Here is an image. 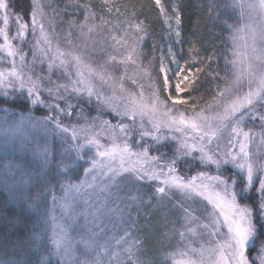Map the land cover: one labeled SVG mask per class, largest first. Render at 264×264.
Wrapping results in <instances>:
<instances>
[{"label":"snow or ice","instance_id":"1","mask_svg":"<svg viewBox=\"0 0 264 264\" xmlns=\"http://www.w3.org/2000/svg\"><path fill=\"white\" fill-rule=\"evenodd\" d=\"M100 2L109 16L114 12L117 14L115 21L93 11L90 4L82 5L85 10L83 22L78 24L75 19H70L68 24L70 28L76 27L83 39L78 45L68 41L70 47L65 49L58 40L53 41L55 20L48 15L46 8L51 9L54 16L59 13L52 7V0L46 3L30 0V9H21L19 13L9 11V3L0 0V10L3 11L0 15L3 24L0 27L3 40L0 53L4 54L0 56V63L10 65L0 68V96L7 102L11 95L12 102L21 106V111L11 114L7 108L0 109L4 113L0 116V134L5 153L10 147H24L30 138L35 139L33 131L47 132L49 126L53 131L70 133L72 140L79 141L75 126H66L60 116L71 117L80 107V118L82 105H91L95 97L97 110L111 112L117 123L101 120L99 125L93 122L81 128L83 143H77L69 152V155L75 153V158L67 164L61 162V174L67 175L79 167L84 148L91 146L95 149V155L88 161L90 167L84 169L86 178L79 184H69L66 189L68 193L89 196L85 203L96 208L94 213H89L93 221L107 211V197L101 203L100 195L110 194L125 174L136 180L146 178L157 182L155 191L161 201L169 198L170 193L179 191L186 200L199 197L211 206V211L206 210V222H201L185 203L176 205L186 225V231L179 232V236L186 243L183 248L178 246L167 254L172 264H264V241L256 248V240L264 236V162L249 150L257 134L251 128L246 130L248 120L258 119L262 129L260 144L264 145V0H233L232 6L239 9V17L232 25L224 21V28L230 32L232 58L225 55L223 76L219 69L211 67L215 53L206 58L207 62L201 60L195 42L190 40L192 47L189 51L194 59L185 62L187 68L179 65L176 54L169 49L172 62L177 64V70L172 72L176 78L175 94L170 91L168 72L171 70L166 68L163 56L159 67V72L164 74L162 89L153 78L152 60L146 64L138 63L143 56L141 45L148 35V26L135 11L136 6L131 5L133 10L129 13L127 4L119 5L116 0ZM154 3L169 23L170 31L174 20L175 36L178 42H182L180 6L172 7L169 15L161 0H154ZM214 11L215 6L210 4V18ZM10 25L15 27L14 35L10 34ZM106 28L107 36L104 34ZM29 35L33 43L26 52L23 45ZM105 45L119 53V59L110 53L103 62H90L89 50L95 52L99 48L103 51ZM29 52L32 56L30 62L27 61ZM197 63L201 66L193 73L191 68ZM116 64L125 68L118 77L111 70ZM128 64L135 65L137 73L142 74L141 79L147 81L145 84L131 79V83L138 87L137 92L128 91L124 84ZM37 65H46L47 74H34ZM54 72L68 82L53 80ZM200 73H205L215 85L212 103L201 104L203 98L192 95L199 87ZM218 78L222 86L217 83ZM105 87L110 89V95L104 94ZM162 91L168 95L162 97ZM35 107H44L50 114L36 119L31 114ZM96 119L94 117L93 121ZM97 127L99 131H96ZM102 136L107 143H102ZM145 138L152 143H147ZM169 139L176 141L169 159L150 155L154 146H163ZM35 155L42 158V167L47 164V147L37 144ZM197 161L202 168L214 166L215 173L197 171L195 175L185 176L180 172L181 163L190 169ZM5 172L6 175H25L23 169H9L7 164ZM46 176V172L37 171L34 183L50 191V186L43 183ZM98 176L102 177L100 185L96 183ZM28 179L33 180L31 174ZM26 182L14 181L9 187L6 181L18 207L9 209L0 205V264H50L48 256L43 255L47 245L45 233L36 230L39 219L31 226L28 219L32 213L47 215L41 206L44 193L38 190L34 196L22 194L17 189L20 183ZM97 188L99 192L94 193ZM62 207L72 209L67 195ZM191 224L196 227H187ZM197 228L203 231L198 232ZM89 233V238H81L80 242L86 250L95 252V256L85 260L84 264H145L137 254L140 243H128L125 239L128 233L115 239V248L113 238L103 239V228L99 232L90 229ZM186 233L197 238L199 247L193 246V240L188 239ZM205 236L207 239H203ZM52 243L56 253L63 250L67 254L69 245L63 225L56 226ZM121 245L125 246L121 248ZM52 254L48 253L49 256ZM122 254L127 259H123ZM177 256L180 259H176Z\"/></svg>","mask_w":264,"mask_h":264},{"label":"rangeland","instance_id":"2","mask_svg":"<svg viewBox=\"0 0 264 264\" xmlns=\"http://www.w3.org/2000/svg\"><path fill=\"white\" fill-rule=\"evenodd\" d=\"M100 1V0H99ZM233 2V0H231ZM238 9V8H237ZM121 11H125L124 8H121ZM127 11L130 13L132 10L127 9ZM169 12V11H168ZM171 13V11L169 12ZM239 13V9H238ZM3 14V11L0 10V15ZM101 14V13H100ZM101 15L105 17V19H112L115 21L116 13L114 12L112 16H109L108 13L105 11ZM171 15V14H170ZM83 16V14L81 15ZM160 19L162 20L163 27V41L159 44V51L157 55L152 56L150 60H152V75L153 78L156 80L157 86L162 89V82H163V73L159 72L160 67V58L161 56L164 57L166 68L170 69L171 71L168 72V75L170 77V83L171 88L170 91L174 92V85L176 82V78L172 76V72L177 70V64L172 62V57L169 55V49H172L171 46V40L174 41V44L177 40L175 36V22L172 21V27L173 30H169V23L166 22L165 17L160 14ZM83 22L80 20L79 23ZM99 23V21H96ZM78 23V24H79ZM91 23V21H89ZM66 26L62 27L58 24H54L55 32L53 35V41L54 43L58 40L61 48H69L70 45L68 41L72 42V45H78L82 41V37L80 36L79 30L76 27H69V24H65ZM162 25V26H163ZM11 26V32L10 34H15V27L14 25ZM0 27H3L2 22H0ZM46 27H48L46 25ZM51 31V29H49ZM71 33V34H69ZM105 36L108 35L107 28L105 29ZM119 35V33H117ZM99 39V37H98ZM228 42L230 45V48H232L231 44V37L229 32ZM0 43H3L2 38H0ZM14 44H17V41H13ZM33 43V38L31 35L27 37V43L23 45V50L28 52L31 44ZM143 45V43H142ZM141 45V46H142ZM166 46V48L164 47ZM79 51V49H77ZM122 51V50H121ZM91 55V61L93 64H97L100 62H103L107 60L108 54H115L118 56L119 59V53L115 52L110 46L105 45L104 50L100 51L99 48L95 52H91L89 50ZM173 52V51H172ZM3 53H0V56H3ZM232 58L231 55V49H230V59ZM32 56L29 52V55L27 56V61H31ZM148 60V59H147ZM147 60H142L140 57L138 60V63L143 62L147 63ZM178 61V57L176 58ZM19 58L17 57V65L19 66ZM180 65V64H179ZM10 65L7 63H0V68H7ZM182 67V65H181ZM115 76H120L124 73L125 68L124 65L116 64L112 66L111 69ZM27 71V69H25ZM74 72V70H72ZM43 72L44 74H47V67L46 65H37L34 70V74H40ZM142 74H138L136 70V66L132 64H128L127 66V72H126V78L124 81L126 89L131 92H137L138 87L137 85H134L131 83V79H137L138 83H147L146 80L141 79ZM52 79L56 80L59 83H67L66 78L58 77V74L56 72L53 73ZM231 79V75L230 78ZM11 91V90H10ZM105 95H110V89L105 87L103 89ZM18 94V93H17ZM118 94L119 91H118ZM162 97H166L168 95L167 92L162 91ZM3 98L2 96H0ZM12 97L11 95L8 97L7 101H11ZM73 103H76L74 100ZM83 113L80 115V118H78V114L80 113V107H77L76 111L73 112L71 117L67 116H60L61 121L66 126H69L70 128L75 126L77 129V133L80 136L79 141H74L71 138L70 133H60L59 130L53 131V127L49 126V130L47 132L40 130V131H33L32 135L35 137V139H29L27 144L22 148H12L10 147L7 154L12 153V155L17 152L18 154L26 153L30 154L33 153L35 155V149L37 144H39L41 147H47L49 150V156L48 161L50 157L52 156V149L54 145H57L58 150H62V154H65L64 160H59L56 171L58 172L56 178L61 179L60 186L57 188V191L55 193H52V196L49 199V205L52 209L51 214V224H52V237L54 230L56 229L57 225H63L64 229L67 232V241H68V250L67 254L63 250H61L59 253H56L54 245H53V252L56 258L60 260L61 264H84L85 260H91L95 256V252L86 250L85 245L81 243V238H89V230H93L96 232L100 231V228L104 229L103 239L107 240L109 238H113V247L115 248V239H119L120 237L125 236V233H128V235L125 237L126 241L128 243H132L133 241H138V216L141 214V210L144 209V207H149L150 210L154 213H162L164 215V220L162 224V228L164 230L162 237H163V243L167 242L166 245V252H165V260L167 264H172V260L168 257V253L174 252L177 247L183 248L186 241H182L179 232L186 231V225L185 221L182 218V213L179 211V209L176 207L179 203H185L186 206L190 207L196 216L200 217L201 222H206L204 219L207 211H211V206L207 204V201H204L202 198L196 197L194 200H186L183 196V194L179 191H174L170 193L169 198H165L163 201H161L155 191L157 185V182L147 180L146 178L144 180H136L134 176L130 174H125V177L121 179V182L117 188H114L111 190V193H105L103 195H100V201L101 203L105 202L106 200V209L104 215L99 216L95 221H93L92 216L89 213H94L96 211L95 207H92L91 204L85 203V201L89 200V196L81 193L79 195L75 193H68L66 191L67 186L69 184L76 185L79 184L81 181H83L86 176L84 169L90 167V164L88 163L89 159L95 155V149L91 146H88L82 150L83 159L80 160L79 165L81 164V169L79 173V177L74 181L71 179L72 173L69 172L67 175L61 174V162L67 164L70 161L75 158V153L72 155H69V152L73 149V147L77 143H83V136L84 133H82L80 130L81 128L85 127L88 124H92L95 122L97 125L100 124L101 120H107L103 119L99 116L100 113L103 114H109L111 117L115 118L114 115L107 111V110H97L95 97H93L92 104H83ZM183 107V106H180ZM35 108H42L46 111L47 116L50 113L48 110L44 107H35ZM9 111V110H8ZM90 111V112H89ZM95 112V115L91 116L92 113ZM9 113H14V111H9ZM4 113L0 114V116H3ZM35 117V116H34ZM97 118L95 121H93V118ZM36 119L42 118V117H35ZM117 120V118H115ZM129 122V121H125ZM117 123V121H116ZM115 124V123H114ZM248 128H251L255 135L252 144L250 145L249 150L257 156V159H259L261 162H264V145L260 144V135L259 133L262 132L260 122L259 120H248L246 124V130ZM96 131H99V128L97 127ZM167 134V133H165ZM2 134H0V154H6L5 150L2 146ZM102 143H107L106 139L102 136L101 137ZM135 141V137H134ZM145 141L147 143H152V141L145 138ZM136 146L135 143L133 145ZM176 147V141L169 139L164 142L163 146H154L151 151L150 155L156 156L161 155L164 160L169 159L173 151ZM157 148L159 151L157 152ZM64 149V150H63ZM168 150L171 152H168ZM3 155V156H4ZM36 158H42L40 156L35 155ZM60 166V167H59ZM60 168V170H59ZM197 171H208L210 173H215L214 166H211L209 168H202L198 161L194 162L189 169L186 165L183 163L180 164V172L185 176H191L195 175ZM74 172V171H73ZM15 179L18 181H27L26 183H23L25 185H29L31 180L28 179L29 175L20 176L18 174ZM33 177V175H31ZM89 180L91 177H87ZM102 182V177H97V185H100ZM57 185H54L56 187ZM99 188L94 190V193H98ZM68 196V201L70 204H72V209L69 211L68 209L62 207V204L64 203L65 196ZM118 197V198H116ZM95 199V195L93 196V200ZM98 206V205H97ZM174 223H173V221ZM173 223V226L171 225ZM95 225H99L100 227L97 228ZM168 225H171V228L168 231V234L165 232L168 229ZM187 227H196L195 224L187 225ZM198 232H202L203 230L200 228H197ZM188 239L193 240V246L199 247V243L196 242L197 238L192 237L190 234H187ZM203 239H207V237H203ZM171 241V243H170ZM169 242V243H168ZM140 243V242H139ZM125 245H121L120 247L123 248ZM259 248V247H258ZM135 251V249H134ZM138 254V253H137ZM255 255V253L253 254ZM123 259H127L126 255L122 254ZM176 259H180L179 256L176 257Z\"/></svg>","mask_w":264,"mask_h":264},{"label":"trees","instance_id":"3","mask_svg":"<svg viewBox=\"0 0 264 264\" xmlns=\"http://www.w3.org/2000/svg\"><path fill=\"white\" fill-rule=\"evenodd\" d=\"M6 2L9 3V11L15 13H19L21 9H30V0H6ZM43 2L46 3L47 0H43ZM116 2L119 5L127 4V9L130 10H133L131 5L134 4L136 6L135 11L140 14V19L144 20L148 26V35L141 46L143 51V56H141V58L142 60H150L152 56L157 55V53L160 52L159 44L163 41L164 25L159 16V8L155 6L154 0H116ZM161 3L169 12L172 7L176 5L180 6L181 25L179 30L182 32V36L180 37L182 42L176 40L174 44L173 40L170 41L173 49L172 51L176 54V58L178 57L180 66L182 65V67L187 68L188 65H186L185 62H191L194 59L189 51L192 47V43H190L191 40L195 42L201 60L207 62L206 58L215 53L211 67L219 69L221 76H223L225 69V55L230 59L231 49L228 42L229 31L224 28V21H227L229 25H232L239 17L238 9L232 6L233 2L231 0H161ZM85 4H90L92 10L99 14L105 12V10L102 9L99 0H52V7L56 8L59 16H54L51 9L46 8V11L50 17L54 18L56 24L64 27L66 26V23L68 24V20L70 19H75L77 23H79L80 20L82 21L83 16L81 15L85 10L81 6ZM210 4L215 6V11L211 18L208 15V6ZM66 5L67 7L65 8ZM170 14L171 13H169V15ZM164 47L166 48L165 45ZM200 66L199 63L195 64L192 66L191 71L194 73L196 67ZM217 83L222 86V82L219 78L217 79ZM214 91L215 85L211 78L205 73H200L199 87L194 90L192 95L196 96L197 99L202 97L203 99L200 100L201 104L212 103V95ZM184 95L187 96L188 94ZM3 108H7L9 111L14 112L21 111L20 103H13L12 100L5 102V99L0 97V109ZM0 114H2V111H0ZM31 114L35 117H44L46 111L42 108H33L31 109ZM93 115H95V112L92 113L91 116ZM99 116L103 119L110 120L113 124L117 121L109 114L100 113ZM168 152L170 151L168 150ZM3 155V153L0 154V205H6L9 209L18 207V202L12 198L6 187V181L9 187L14 181H20L15 179L17 176L15 175L16 173L6 175V164L9 169L20 168L23 169L25 175H33V180H31L29 185L20 183L17 190L22 194L27 193L29 196H34L38 190L44 193L41 200V206L47 215L41 216L39 213L29 214V225L31 226L35 224L37 219H39V224L36 225V230L45 233V239L47 242L46 247L43 249V255L48 256L50 264H61L60 260L56 258L54 254L50 256L48 255L49 252H53L54 250L52 245V224L50 221L52 218V209L49 205V199L52 196V193H55L60 186L61 179L56 178L58 174L56 166L59 160L61 161L65 159V154H62V150H58L57 145H54L52 156L43 167L42 160L36 158L33 153L18 154L15 152L14 155H12V153ZM80 169L81 164L73 170L74 172L71 171L72 180L75 181L79 177ZM37 171L47 173L43 183L50 186V191L42 189L40 185L34 183ZM54 185L57 186L54 187ZM164 218L165 217L162 213L157 214L153 212L152 215V211L149 207H144V209L141 210V214L138 216L137 231L139 236L138 240L140 242L138 255L145 264H167L164 258L167 242L163 243L162 237L164 232L162 228V224L165 222L163 221ZM173 223L171 224L172 226ZM171 225L167 226L168 229L165 231L167 234ZM0 232H2V228H0ZM261 241H264V236H260L256 240L257 249ZM255 251L256 249L253 250V254Z\"/></svg>","mask_w":264,"mask_h":264}]
</instances>
